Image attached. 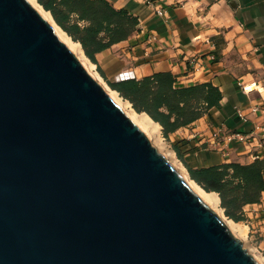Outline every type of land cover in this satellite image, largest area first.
<instances>
[{
	"label": "water",
	"instance_id": "obj_1",
	"mask_svg": "<svg viewBox=\"0 0 264 264\" xmlns=\"http://www.w3.org/2000/svg\"><path fill=\"white\" fill-rule=\"evenodd\" d=\"M0 264H262L29 0H0Z\"/></svg>",
	"mask_w": 264,
	"mask_h": 264
},
{
	"label": "crops",
	"instance_id": "obj_2",
	"mask_svg": "<svg viewBox=\"0 0 264 264\" xmlns=\"http://www.w3.org/2000/svg\"><path fill=\"white\" fill-rule=\"evenodd\" d=\"M108 1L138 18L131 35L96 55L114 80L169 71L178 86L212 83L222 93L219 106L170 134L185 162L197 168L251 163L257 154L264 159V148L255 147L256 141H229L222 146L229 151L224 156L213 138L222 124L251 132L264 123V0H156L154 5L145 0ZM157 8L167 15H158ZM244 210V220L260 227L264 242V190L260 201Z\"/></svg>",
	"mask_w": 264,
	"mask_h": 264
},
{
	"label": "trees",
	"instance_id": "obj_3",
	"mask_svg": "<svg viewBox=\"0 0 264 264\" xmlns=\"http://www.w3.org/2000/svg\"><path fill=\"white\" fill-rule=\"evenodd\" d=\"M54 20L84 53L98 63L97 53L126 39L137 28L138 18L124 9H116L108 0H38ZM100 67V66H99ZM103 72V71H102ZM111 88L128 99L138 112H147L159 122L165 136L219 106L222 93L212 83L178 86L169 71L142 78L109 80ZM180 157V148L175 143ZM192 179L207 191H216L226 214L240 221L244 207L260 201L264 190V159L251 163L226 162L192 167L186 164Z\"/></svg>",
	"mask_w": 264,
	"mask_h": 264
},
{
	"label": "bare ground",
	"instance_id": "obj_4",
	"mask_svg": "<svg viewBox=\"0 0 264 264\" xmlns=\"http://www.w3.org/2000/svg\"><path fill=\"white\" fill-rule=\"evenodd\" d=\"M39 11L40 13L52 24L58 36L70 47V49L79 57L85 67L95 76V73L92 71L95 63L90 61L89 58L84 53L83 47L79 41L73 40V38L56 23L50 11L44 9V7L37 0H29ZM85 56V59H88L90 62L81 58ZM96 77V76H95ZM97 78V77H96ZM99 80V79H98ZM100 79V83L104 86L110 96L121 105L123 110L129 115V117L151 138L152 140L156 138L161 128L159 122L155 121L147 112H138L134 108L131 107L127 109L131 105L129 100L124 99L117 90L111 88L107 84H103ZM251 88V87H250ZM159 140V139H158ZM190 186L194 189L196 193H198L210 206L218 208L219 207V194L216 191H207L204 189L198 182L189 177L187 179ZM225 218V217H224ZM227 225L234 233H238L241 236L246 232V225L241 222L235 221L232 218L225 219ZM256 258L264 264V255H258Z\"/></svg>",
	"mask_w": 264,
	"mask_h": 264
},
{
	"label": "rangeland",
	"instance_id": "obj_5",
	"mask_svg": "<svg viewBox=\"0 0 264 264\" xmlns=\"http://www.w3.org/2000/svg\"><path fill=\"white\" fill-rule=\"evenodd\" d=\"M81 58H84V60H86L87 62L92 61L90 58H89L90 61L88 59H85V56H82ZM92 71L95 73V76L97 77V79H99V81H100V79L103 80L101 82L104 85L107 84V85L110 86L109 80L114 81V78L112 76L108 75L105 72L104 68L99 63H95ZM126 100H128V99H126ZM131 107L134 108L133 105H132V103H131V105L129 107H127V109L129 108V110H130ZM151 141L158 148V150L160 152H163L175 164V166L179 169V171L181 173H183L187 179H189L190 173H189L188 167L186 165L187 163L185 162V160H184L183 157H180L178 151L175 148V142L172 141V139L170 138V136L167 137V136L164 135L163 130H162V127L159 130V133H158V136H157V141H156V138L153 139V140L151 139ZM213 208L219 213V215L224 220L226 218H230L226 214L224 207L221 206V200H220V203H219V207L218 208L213 207ZM238 222H241L244 225H246V232H245V234H243L241 236L240 234L235 233L239 238H241L243 240L244 246L252 254H254L255 256H257V254L258 255H261V254L264 255V242H263V235H262L263 233H262V231H259L258 233H256V232L253 233L251 231V229L249 228L248 220H240Z\"/></svg>",
	"mask_w": 264,
	"mask_h": 264
},
{
	"label": "built area",
	"instance_id": "obj_6",
	"mask_svg": "<svg viewBox=\"0 0 264 264\" xmlns=\"http://www.w3.org/2000/svg\"><path fill=\"white\" fill-rule=\"evenodd\" d=\"M148 4L154 5L156 0H145ZM157 14L165 17L167 15V11L164 8H157L156 10ZM156 37L155 35L150 36L151 40H154ZM195 59V58H194ZM198 61V58L196 59ZM257 107H254L253 110H257ZM239 115L246 120L247 116L241 111L238 110ZM214 144L217 147H221L222 154L224 156L229 155V151L226 149V147L222 148L223 145L227 144L229 141L237 140L244 142L246 144L254 143L256 141L255 147L259 149L264 148V123H259L255 126L254 130L251 132H243L239 130H231L227 128L224 124L219 125L215 132H214ZM257 158L263 157L262 154H257ZM249 228L253 233H258L260 230V227L258 225H255V222L252 220H248Z\"/></svg>",
	"mask_w": 264,
	"mask_h": 264
}]
</instances>
